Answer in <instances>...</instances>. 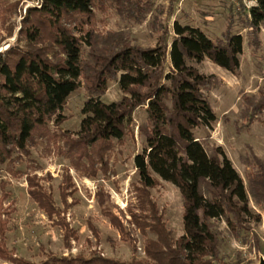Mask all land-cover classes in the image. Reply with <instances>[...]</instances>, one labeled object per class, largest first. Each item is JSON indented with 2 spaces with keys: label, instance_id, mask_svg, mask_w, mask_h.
Returning <instances> with one entry per match:
<instances>
[{
  "label": "rangeland",
  "instance_id": "1",
  "mask_svg": "<svg viewBox=\"0 0 264 264\" xmlns=\"http://www.w3.org/2000/svg\"><path fill=\"white\" fill-rule=\"evenodd\" d=\"M138 1L135 8L122 0H104L93 7L89 24L83 25L91 32V43L80 45L82 74L60 108L64 119L55 122L51 117L42 133H33L24 150H13L0 162V187L6 193L5 243L16 256L34 263L50 255L95 253L126 264L159 263L152 251H161L163 241L172 245L182 232L181 196L174 184L155 173H151V186L144 187L138 180L132 157L144 143V104L133 107L123 135L110 139L98 154L93 145L82 151L69 140L76 138L83 116L80 108L88 93V78L98 61L119 43L118 38L151 46L163 26L168 45L176 20L200 28L210 38L223 40L227 30L241 35L238 66L233 71L207 58L187 60L206 76L201 90L214 113L209 125L195 126L192 133L208 153L221 149L240 175L247 195L248 213L234 230L228 229L224 216L212 220L218 231L215 262L258 264L264 260V107L255 109L250 102L264 89V22L252 37L244 26L247 0ZM36 2L0 0V50L26 46L18 31L26 6ZM46 45L40 41L32 46L44 49ZM121 95L115 77H109L99 97L109 102ZM257 171L261 175L253 178ZM26 176L50 192L57 214L48 218L29 198ZM110 214L119 227L110 223ZM58 219L67 223V231L56 223ZM157 224L162 225L164 239L156 232ZM0 264L15 263L0 258Z\"/></svg>",
  "mask_w": 264,
  "mask_h": 264
},
{
  "label": "trees",
  "instance_id": "2",
  "mask_svg": "<svg viewBox=\"0 0 264 264\" xmlns=\"http://www.w3.org/2000/svg\"><path fill=\"white\" fill-rule=\"evenodd\" d=\"M103 1L37 0L26 6L18 31L26 46L0 50V162L13 150H24L33 133H42L51 117L55 122L64 119L60 108L82 74L80 45L91 43V32L83 25L89 24L93 7ZM122 1L131 8L139 2ZM245 15L244 26L255 38L264 22V0H253ZM162 29L151 46L118 38L119 43L98 61L88 78L76 138L69 144L82 151L93 145L98 154L110 139L123 135L133 107L144 104V143L132 157L138 180L144 187L151 186V173H155L171 182L180 193L182 207V232L172 245L163 241L160 253L154 249L151 255L158 264H217L218 231L212 220L224 216L228 229L234 230L248 213L247 195L240 175L221 149L208 153L192 133L195 126L209 125L214 113L201 90L206 76L187 60L207 58L233 71L238 66L241 35L227 30L223 40L210 38L200 28L174 20L167 45L166 29ZM40 41L47 42L44 49L32 46ZM109 77H115L122 95L104 102L99 95ZM258 94L250 102L255 109L264 107V89ZM257 172L253 178L261 175ZM25 181L26 193L38 208L48 218L57 214L50 192L30 177ZM59 194L65 201V195ZM4 197L0 187V258L15 264H126L96 253L88 257L50 255L37 263L16 256L5 243ZM56 221L67 231V223ZM109 221L119 227L115 216L110 214ZM155 227L164 239L162 225ZM149 249L145 247L147 253Z\"/></svg>",
  "mask_w": 264,
  "mask_h": 264
},
{
  "label": "built area",
  "instance_id": "3",
  "mask_svg": "<svg viewBox=\"0 0 264 264\" xmlns=\"http://www.w3.org/2000/svg\"><path fill=\"white\" fill-rule=\"evenodd\" d=\"M233 1H236V0H233ZM249 2V4H251L253 2V0H247ZM247 4V5H249Z\"/></svg>",
  "mask_w": 264,
  "mask_h": 264
},
{
  "label": "water",
  "instance_id": "4",
  "mask_svg": "<svg viewBox=\"0 0 264 264\" xmlns=\"http://www.w3.org/2000/svg\"><path fill=\"white\" fill-rule=\"evenodd\" d=\"M258 264H264V260H261Z\"/></svg>",
  "mask_w": 264,
  "mask_h": 264
}]
</instances>
